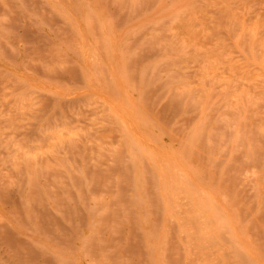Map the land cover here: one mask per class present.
I'll return each instance as SVG.
<instances>
[{"label":"rangeland","instance_id":"1","mask_svg":"<svg viewBox=\"0 0 264 264\" xmlns=\"http://www.w3.org/2000/svg\"><path fill=\"white\" fill-rule=\"evenodd\" d=\"M1 124V264H264V0H0Z\"/></svg>","mask_w":264,"mask_h":264},{"label":"bare ground","instance_id":"2","mask_svg":"<svg viewBox=\"0 0 264 264\" xmlns=\"http://www.w3.org/2000/svg\"><path fill=\"white\" fill-rule=\"evenodd\" d=\"M1 123H2V122H1ZM3 124H4V123H3ZM5 124H6V120H5ZM0 126L2 127V130L5 131V129H3V127H7V125H6V126H5V125L3 126V125L1 124ZM8 128H9V126H8ZM8 128H7V129H8ZM7 129H6V132H7ZM8 130H11V129L9 128ZM4 131H3V132H4ZM6 132H4V133H6ZM8 133H10V131H9ZM1 134H3V133H1ZM10 134H11V133H10ZM10 134H8V135H9V136H8L9 139H7V140H8V143H11V141H10V139H11ZM12 134H13V133H12ZM2 136H3V135H2ZM4 136L7 137V135H4ZM6 137H1V136H0V138H1L0 141L2 140V138H3V140H4V138H5V140H4V141L2 140V142H3V143L7 142ZM15 140H16V139H15ZM9 141H10V142H9ZM12 142H13V141H12ZM14 142H15V141H14ZM3 143H2V145H3ZM6 144H7V143H6ZM6 144H4V145H6ZM18 144H20V143H18ZM0 145H1V142H0ZM2 145H1V146H2ZM4 145H3V146H4ZM12 145H13V143H12ZM12 145L9 144V147L12 146ZM1 146H0V148H4V147H1ZM14 146H15V144H14ZM14 146H12V147H14ZM17 146H19V145H17ZM9 147H8V148H9ZM12 147H10V148H12ZM22 147H23V146H22ZM22 147L20 146V147H18V148H19V149L21 148V150H22V149H23ZM10 148H9V149H10ZM18 148H17V149H18ZM12 149H13V148H12ZM14 149H15V148H14ZM19 149H18V151L21 152V150H19ZM15 150H16V149H15ZM0 151L2 152V149H1ZM11 151H12V150H11ZM18 151L16 150V152H18ZM3 152H4V150H3ZM8 152H9V151H8ZM14 152H15V151H14ZM14 152H12L13 154H10V155L13 156V155H14ZM16 152H15V153H16ZM25 153H26V150H25ZM17 154H19V153H17ZM17 154H16V155H17ZM2 155H3V153H2ZM2 155L0 154V156H1L0 161L4 158V157L2 158ZM7 155H9V153H8ZM23 155H24V152H23ZM23 155H22V156H23ZM12 156H7L6 159H8V160L11 161V160L13 159ZM14 156H15V155H14ZM17 156H20V155H17ZM17 156H16V157H17ZM8 157H9V158H8ZM10 157H12V159H10ZM16 157H14V160H13V161H17L18 159L20 160V158H17V160H15ZM23 158H26V154L24 155V157H22V159H23ZM27 158H28V157H27ZM8 160L5 161V162H7V166H6V167L9 166V168L11 167V169L13 168V170H14V168H15V167H13V166H14V165H17V164L20 163V161L16 162L15 164H14V162H12L11 165H9V164H8ZM23 160H24V159H23ZM25 160H26V159H25ZM1 163H2V161H1ZM3 163H4V162H3ZM21 163H22V162H21ZM21 163H20V165L23 164V163H22V164H21ZM25 163L28 164L27 161H26ZM5 164H6V163H5ZM0 165H1V164H0ZM12 165H13V166H12ZM3 166H4V165H3ZM17 167H18V170H19V169H20L19 165H17ZM25 167H28V171H29V169H30V168H29V165L26 166V164H25ZM23 168H24V167H23ZM3 169H5V167H3ZM15 169H16V168H15ZM25 169H26V168H25ZM8 170H10V169H8ZM13 170H10V171H13ZM20 170H22V169H20ZM5 171H6V170H5ZM10 171H9V173L12 174V172H10ZM16 171H17V170H16ZM0 172H2V171H0ZM20 172L22 173L23 171H19V173L15 172L14 174L17 173V176H19V175L21 174ZM26 172H27V171H26ZM29 172H30V171H29ZM9 173H8V176L11 175V174H9ZM14 174H12V175L15 176ZM18 174H19V175H18ZM27 174H28V173H27ZM27 174H26V175H27ZM2 175H4V174H2ZM2 175H1V177H2ZM21 176H22V175H21ZM27 176L30 177L29 174H28ZM1 177H0V179H1ZM24 177H25V175H24ZM2 178H3V177H2ZM13 178L15 179L16 177H13ZM17 178H19V177H17ZM30 178H31V177H30ZM8 179L10 180L11 177L9 176V178H7L5 181H7ZM14 179H11L10 181L13 180V182H14V181H15ZM19 179H20V178H19ZM25 179H26V178H25ZM27 179L29 180V178H27ZM1 180H2V179H1ZM1 180H0V181H1ZM9 180H8V181H9ZM8 181H7V183H8ZM17 181H18L17 183H21V182H19L18 179H17ZM24 181H26V180H24ZM29 181H30V180H29ZM10 183H12V182H10ZM23 183H24V182H23ZM23 183H21V184L23 185ZM26 183H27V182H25L24 185H28V186L30 185V182H28L27 184H26ZM1 184L7 185V184L4 183V182L1 183ZM1 184H0V185H1ZM12 184H13V183H12ZM22 185H20V186L22 187ZM18 186H19V185H18ZM30 186H31V185H30ZM1 187H2V186H1ZM4 187H5V186H4ZM6 187H7V186H6ZM9 187H11V186H9ZM19 188H20V187H18V190H19ZM27 188L30 189L29 187H27ZM1 189H2V188H0V191H1ZM3 189H4V188H3ZM3 189H2V191H3ZM11 189H12V188H11ZM20 189H21V188H20ZM28 189L26 190L27 192L29 191ZM19 191H20V193H19V192L17 193V191L15 192V193L17 194V197L20 196V195H22V194H21V191H22V190H19ZM5 192H6V191H5ZM30 192H32V191H30ZM6 193H8V192H6ZM11 193H12V191H11ZM28 193H29V192H28ZM28 193H27V194H28ZM36 193H37V192H36ZM36 193H34V194L36 195L35 198L38 197V198H39L38 201H41L39 195L36 194ZM2 194L4 195V193H2ZM18 194H20V195H18ZM30 194H31V193H30ZM35 195L31 194L32 197H34ZM5 196H6V195H5ZM5 196H4V197H5ZM8 196H9V194H8ZM8 196H7V197H8ZM12 196H13V194H12ZM29 196H30V195H28V196L25 195V197H28V199H29ZM31 196H30V198L33 199ZM0 197H3V196H1V194H0ZM7 197H5V198H7ZM21 197H22V196H21ZM5 198H4V199H5ZM10 198H12V197H10ZM38 198H37V199H38ZM2 199H3V198H2ZM2 199H1V201H2ZM7 199H8V198H7ZM18 199H19V198H16V201H17ZM21 199H22V198H20L19 201H20ZM28 199H27L28 202H34V201L37 200V199H36V200H34V201H33V200L31 201V199H29V200H30V201H29ZM13 200H14V199H13ZM5 201H6V200H5ZM19 201H18V203H20V204H21V202L23 203V199H22V201H20V202H19ZM25 201H26V200H25ZM38 201H37V202H38ZM2 202H3V201H2ZM7 202H8V201H7ZM28 202H26V203H28ZM37 202H36V204H37ZM0 203H1V202H0ZM16 203H17V202H16ZM26 203H24L25 206H27L25 209L29 208V211H30L31 209H32V210L35 209V208H32V207L30 208V204H26ZM34 203H35V202H34ZM1 204H2V203H1ZM9 204H11V203H9ZM32 204H33V203H32ZM38 204H39V202H38ZM38 204H37V205H38ZM40 204H42V202H41ZM40 204H39V205H40ZM5 205H6V203H5ZM7 205H8V203H7ZM13 205H15V204H13ZM28 205H29V207H28ZM33 205H34V207H35V204H33ZM15 206H16V205H15ZM21 206H22V204H21ZM31 206H32V205H31ZM10 207H11V206H10ZM22 207H23V206H22ZM39 207H40L39 209H41L42 205L39 206ZM8 208H9V206H8ZM8 208H7V209H8ZM14 208H15V207H14ZM16 208H17V207H16ZM19 208H20V207H19ZM11 209H12V208H11ZM11 209H10V210H11ZM3 210L5 211V209H3ZM10 210H9V211H10ZM16 210H17V209H16ZM16 210H15V211H16ZM27 210H28V209H27ZM15 211H14V213H16ZM19 211H20V210H19ZM22 211H23V210H22ZM22 211H20V213H21ZM25 211H26V210H25ZM25 211L22 212V215L25 214ZM40 211H41V210H38V208H37V211H36L37 213H36L35 210H34V212L36 213V215H37V214L39 215L41 212H43V211H41V212H40ZM11 212H12V210H11ZM26 212H27V211H26ZM34 212H32V211H31L30 213L27 212V214L29 213L30 216H32L33 214H31V213H34ZM38 212H40V213H38ZM7 213H8V212H7ZM12 213H13V212H12ZM12 213H11L10 216L13 215ZM27 214H26V215H27ZM8 215H9V214H8ZM20 215H21V214L18 213V217H19ZM30 216H28V218H29ZM34 216H35V215H34ZM40 216H41V214H40ZM12 217H13V216H12ZM21 217L23 218V216H21ZM24 217H25V216H24ZM32 217H33V216H32ZM32 217H31V219H30L31 221L33 220ZM38 217H39V216H38ZM0 219L2 220L3 218L0 217ZM25 219H26V218H25ZM25 219H23V220L25 221ZM34 219L36 220V218H34ZM37 219H38V218H37ZM1 220H0V221H1ZM19 220H20V218H19ZM21 220H22V219H21ZM21 220H20V222H21ZM2 221L4 222L5 220H2ZM15 221H16V218H15ZM24 221H23V223H24ZM39 221H40V218H39L38 222H39ZM16 222H17V221H16ZM20 222H19V223H20ZM25 222H26V221H25ZM32 222H33V221H32ZM38 222L36 223V225L39 224ZM19 223H18L19 226H21V225L23 224L22 222L20 223L21 225H20ZM0 224H1V223H0ZM16 224H17V223H16ZM2 225H3V226H0V228H1V227L3 228L6 224H2ZM8 225H9V223H8ZM23 225H24V226H23ZM23 225L21 226L22 229H23V227L25 228V224H23ZM26 225H27V223H26ZM39 225H40V224H39ZM39 225H38V226H39ZM6 226H7V225H6ZM15 226H16V225H15ZM27 226H29V225H27ZM38 226H37L36 228L41 229V227H40V226L38 227ZM17 227H18V226H17ZM6 228H7V227H6ZM30 228H31V227H30ZM32 228H35L34 225L32 226ZM25 229H29V227H27V228H25ZM38 229H34V230L37 231ZM4 230H5L6 232H5ZM4 230L1 229V231H4V232H2V233H3V235H2V236H3V239L6 240L5 236H6L7 232L10 231L11 229L9 230V228H7V230H6V229H4ZM29 230L31 231V229H29ZM26 231H27V230H26ZM30 231H29V232H30ZM38 231H39V230H38ZM23 232H24V231H23ZM29 232H28V233H29ZM31 232H32V231H31ZM4 233H5V236H4ZM8 233H9V235H10V232H8ZM32 233H34V232H32ZM32 233H31V234H32ZM0 235H1V233H0ZM9 235H8L6 241L9 240ZM12 236H14V235H12ZM12 236H10V238H11ZM28 236H29V234H28ZM14 237H15V236H14ZM18 237H19V236H18ZM31 237H32V236H31ZM0 238H1V237H0ZM20 238H21V237H20ZM22 238H23V237H22ZM3 239H2V240H3ZM11 239H12V238H11ZM11 239H10V240H11ZM25 239H26V238H25ZM25 239H24V241H25ZM28 239H29V238L27 237L26 241H28V243L31 244V241H29L30 239H29V240H28ZM21 240H23V239H21ZM21 240H20V242H21ZM12 241H13V240H11V243H12ZM14 241H15V239H14ZM14 241H13V242H14ZM26 241H25V242L22 241V243L25 244ZM34 241H35V240H34ZM34 241H32V242L34 243ZM39 241L41 242V240H39ZM39 241H38V242H39ZM4 242H5V241H4ZM4 242L1 241V244L3 243L4 246H5V243H4ZM16 242H17V241H16ZM7 243H9V244L7 245V247H8V246L10 245V242H7ZM17 243H18V242H17ZM36 243H37V242H36ZM42 243H43V241H42L40 244H42ZM20 244H21V243H20ZM38 244H39V243H37V245H38ZM21 245H22V244H21ZM21 245H19V248H18V247H16L17 245H16V243H15V247H16V248H14L15 250H13V249H12V248H13L12 245H10V250L12 249L11 252H12V253H14V251H17V252H18L19 250H16V249H21L23 246H24L23 248H24V250H25V245H22V247H20ZM27 246H28V244H27ZM27 246H26V247H27ZM39 246H40V245H39ZM56 246H57V245H56ZM7 247H6V248H7ZM11 247H12V248H11ZM52 247H54V246H52ZM40 248H41V247H40ZM56 248H57V247H56ZM43 249H44V248H43ZM53 249H54V248H53ZM28 250H29V248H28ZM6 251H7L8 253H11L10 251H8V249H6ZM21 251H23V249H22ZM56 251H58V250H56ZM1 252H2V251H1ZM1 252H0V254H1ZM7 252H6V257H7ZM29 252H30V251H29ZM2 253H3V252H2ZM12 253H11V254H12ZM19 253H20V252H19ZM24 253H27V252L24 251ZM54 253H55V252H54ZM4 254H5V252H4ZM20 254H21V256H20ZM20 254H19L20 257H16V259H17V258H20V259H21V257H22V259L24 260L23 257L26 256V255H27L26 258H29V257H30V256L28 257V253H27L26 255L24 254V256H22V253H20ZM29 254H31V253H29ZM12 255H14V257H15V256H18V253H17V254L15 253V254H12ZM57 256H58V255H57ZM11 258H13V256H11V257L8 258V259L11 260ZM26 258H25V261H24L25 264H26ZM20 259L18 260L19 264H23V263H22L23 261L21 260L22 262H20ZM55 259H56V257H55ZM57 259H58V257H57ZM57 259H56V261H57ZM0 261L3 262V260H0ZM16 261H17V260H16ZM27 261L29 262V259H27ZM30 261H31V260H30ZM28 262H27V263H28ZM4 263L6 264V262H5V258H4ZM4 263H3V264H4ZM15 263H16V262H15ZM31 263H32V261H31ZM0 264H1V263H0ZM9 264H12L11 261H10ZM32 264H33V263H32Z\"/></svg>","mask_w":264,"mask_h":264}]
</instances>
